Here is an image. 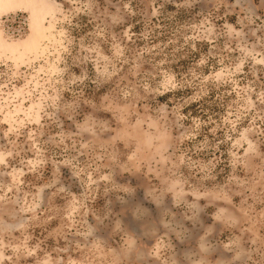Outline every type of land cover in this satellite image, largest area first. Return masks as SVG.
Masks as SVG:
<instances>
[{"label": "rangeland", "instance_id": "1", "mask_svg": "<svg viewBox=\"0 0 264 264\" xmlns=\"http://www.w3.org/2000/svg\"><path fill=\"white\" fill-rule=\"evenodd\" d=\"M0 264H264V0H0Z\"/></svg>", "mask_w": 264, "mask_h": 264}]
</instances>
